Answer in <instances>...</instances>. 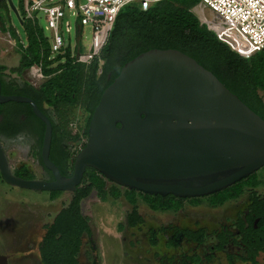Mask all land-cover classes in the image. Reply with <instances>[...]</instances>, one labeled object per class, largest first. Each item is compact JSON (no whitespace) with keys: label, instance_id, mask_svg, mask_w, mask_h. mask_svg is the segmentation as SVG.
I'll return each instance as SVG.
<instances>
[{"label":"water","instance_id":"1","mask_svg":"<svg viewBox=\"0 0 264 264\" xmlns=\"http://www.w3.org/2000/svg\"><path fill=\"white\" fill-rule=\"evenodd\" d=\"M8 2L22 22L13 1ZM8 100L28 102L44 122L40 157L52 175L14 173L0 137V173L12 185L74 191L85 169L93 167L129 189L197 196L264 165V118L178 48L152 47L121 66L93 109L70 175L49 157L51 117L27 95L2 93L0 80V102Z\"/></svg>","mask_w":264,"mask_h":264},{"label":"trees","instance_id":"2","mask_svg":"<svg viewBox=\"0 0 264 264\" xmlns=\"http://www.w3.org/2000/svg\"><path fill=\"white\" fill-rule=\"evenodd\" d=\"M197 1L158 0L145 9L137 2L123 5L116 14L106 41L88 63L76 60L71 55L73 51L82 49L79 41L74 49L64 45L52 51L50 38L44 34L38 18L26 16L27 0H18L17 4L13 1L22 19L24 36L21 37L12 24L9 26V35L16 38L15 50L19 53V62L10 67L0 63L1 92L27 95L51 117L49 157L62 174L72 173L74 158L72 149L64 142L73 145L80 132L87 136L90 116L103 89L112 82L127 60L152 47H174L191 55L264 118V47L248 57L232 50L199 20L192 9ZM0 10L10 11L9 3L1 2ZM0 28L6 30L2 23ZM34 63L40 65L45 75L37 84L23 76L24 70ZM70 108H79L85 115V121L81 120L75 132L68 129L66 112ZM44 126L28 102H0V137L13 136L22 129L28 130L34 138L33 153L52 178L40 157ZM84 145L85 142L82 147ZM14 173L26 178L33 177L24 166L14 170ZM257 179V173L253 172L219 190L217 199L235 194V187L240 192L245 184L256 185ZM104 186L99 172L87 167L69 200L50 221L43 224L44 234L38 246L42 264H77L76 256L83 234L91 233L89 218L83 214L80 202L94 187L103 194ZM116 186L112 185L108 192L115 191L117 195ZM134 192L135 189H128L125 194L127 199L134 200ZM143 196L155 206V194L143 192ZM251 197L254 215L249 217V221L258 217L257 227L264 230V197L255 192ZM141 219L134 206L129 213V223L134 224Z\"/></svg>","mask_w":264,"mask_h":264},{"label":"rangeland","instance_id":"3","mask_svg":"<svg viewBox=\"0 0 264 264\" xmlns=\"http://www.w3.org/2000/svg\"><path fill=\"white\" fill-rule=\"evenodd\" d=\"M13 1L17 4L18 0ZM35 13H37L39 25L43 27L44 34L50 38L51 30L46 26V17L41 11ZM0 14V24H4L6 28V30L0 28V63L10 67L18 64L19 53L15 50L16 38L9 35L8 28L13 23L21 37L24 36V30L13 10L10 9L8 12L0 10ZM66 20L70 23L69 30L66 29ZM59 33L64 39V44L70 45L74 49L78 33L73 9L65 7ZM91 34L90 24L84 25L80 43L86 46L91 40ZM31 66L24 70L23 76L37 84L44 78L33 80L30 74ZM51 113L53 112L51 111ZM66 115H68L69 123L70 120L79 118L80 122L77 127L81 120L82 122L85 121V115L81 113L79 108H70ZM69 125L68 129L70 128L72 132H75L77 127H69ZM86 140L87 136L83 141ZM2 143L13 170L24 166L33 177H42L45 174L43 166L33 153L30 140L26 138L6 139ZM76 153L77 151L73 150L72 157ZM263 166L255 171L258 183L254 186L245 184L246 190L238 195V199L216 205L212 204L209 197H201L198 201L189 200L185 210L189 206L194 210L200 208L204 213L201 216L208 220L210 226H216L211 224L216 221L220 224L230 221L229 218L234 216L236 210L245 208L248 187L255 188L259 192L264 191ZM99 175L104 180L105 192L100 194L98 189L94 187L89 195L81 201L82 212L90 218L93 229V234L89 239L91 238L93 243L97 245V249H93L89 244L88 237L83 238V263L90 264L93 255H97V264H116L119 262L121 264H152L153 262L149 263L150 261L145 259L144 252L146 247L150 246L148 228L154 225L155 211L150 209L149 203L142 194L133 193L134 200H129L125 195V186L113 182L100 172ZM114 184H117V195H115V191L114 193L108 192ZM70 197L71 191L69 190L54 192V190H32L12 185L5 181L0 173V264H41L38 246L44 232L43 224L50 221ZM133 205L138 207L137 210L144 214L146 219L137 227L130 228L125 226L124 220L126 212ZM187 211L191 210L188 209ZM134 238H139L141 241L137 243V246L130 245L127 249L126 242ZM113 242L117 244L118 248ZM125 250L128 251L127 257L124 255ZM152 251H154L153 247ZM130 254L131 257L133 256L132 258ZM262 256L264 259V254Z\"/></svg>","mask_w":264,"mask_h":264},{"label":"flooded vegetation","instance_id":"4","mask_svg":"<svg viewBox=\"0 0 264 264\" xmlns=\"http://www.w3.org/2000/svg\"><path fill=\"white\" fill-rule=\"evenodd\" d=\"M5 1L8 2V0H0V3ZM1 138L3 142L6 139L14 140L16 138H26L30 140V146L34 143V138L26 129L19 130L13 136H2ZM64 145H67V147L70 148L72 147L71 143L68 144L67 142H64ZM44 172L45 174L42 177L51 178L50 174L47 173L45 169ZM125 189V194H127L129 188L126 187ZM245 190L246 188L244 185L240 192H238V187H235V194L225 197V199L222 200L217 199V192L219 190L197 196H177L171 193L155 194L156 199L154 207L147 201L150 209L155 211V219L154 225L149 226L148 228V240L150 246L145 249V259L150 261L149 263L153 262L152 264H264L262 256V254H264V230L257 227L258 217H255L252 222L249 221V217L254 215L251 206V196L255 192V194H259L260 197L263 198L264 191L259 192L255 188L248 187L245 208L239 211L236 210L234 216L230 217V221L228 222H221L220 224L216 221L211 223L216 226H210L208 224V220L201 216L204 213L200 208L194 210L189 206L187 210L190 209L191 211L185 210L186 204L189 203V200L198 201L201 197H209L212 204H226L233 199H238V195ZM134 193L143 195V192L140 190H135ZM134 206L136 207V210L138 209L136 205H133L130 210L126 212L124 220L125 226L130 228L137 227L146 219L144 214L137 210V213L142 219L134 224L129 223V213ZM90 227L91 233L83 234L82 242L76 256L77 264H84L82 261L84 245L83 238L87 236L89 239L93 234L91 222ZM89 241L91 248L97 249V245L93 243L91 238ZM140 241L139 238H134L133 240H128L125 246L128 249L130 245L137 246V243ZM113 244L118 248L116 243L113 242ZM152 247L154 251H152ZM124 255H128L127 250L124 251ZM96 258L97 255H93L90 264H97ZM116 264H121V262Z\"/></svg>","mask_w":264,"mask_h":264},{"label":"built area","instance_id":"5","mask_svg":"<svg viewBox=\"0 0 264 264\" xmlns=\"http://www.w3.org/2000/svg\"><path fill=\"white\" fill-rule=\"evenodd\" d=\"M158 0H27L26 16L38 18L37 11L46 17L47 27L51 30V50L64 46L59 33L63 23L64 9H73L76 19L77 42L83 36V26L90 24L92 34L90 42L82 49L73 51L76 60L88 63L107 39L118 10L125 4L137 2L142 8ZM199 20L214 31L216 37L225 42L238 54L248 57L264 47V0H198L192 7ZM207 11V13H206ZM66 29L70 23L66 20ZM78 27V29H77ZM75 46V45H74ZM33 65V64H32ZM33 80L43 79L39 64L30 68ZM35 84V83H34ZM79 118L70 120V126L77 127ZM82 132L73 143L72 151L82 148Z\"/></svg>","mask_w":264,"mask_h":264}]
</instances>
